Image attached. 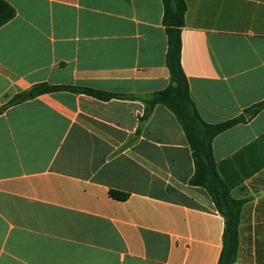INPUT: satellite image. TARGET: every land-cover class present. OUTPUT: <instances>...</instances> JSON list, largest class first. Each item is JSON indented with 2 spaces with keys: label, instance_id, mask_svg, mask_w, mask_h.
Returning <instances> with one entry per match:
<instances>
[{
  "label": "crops",
  "instance_id": "1",
  "mask_svg": "<svg viewBox=\"0 0 264 264\" xmlns=\"http://www.w3.org/2000/svg\"><path fill=\"white\" fill-rule=\"evenodd\" d=\"M5 1L0 108L42 83L129 98L59 91L0 114V264H219L225 218L190 185L186 134L163 105L145 116L170 85L163 0ZM185 2L181 66L200 117L245 118L212 142L241 202L232 264H264V0Z\"/></svg>",
  "mask_w": 264,
  "mask_h": 264
},
{
  "label": "trees",
  "instance_id": "2",
  "mask_svg": "<svg viewBox=\"0 0 264 264\" xmlns=\"http://www.w3.org/2000/svg\"><path fill=\"white\" fill-rule=\"evenodd\" d=\"M163 23L168 38L166 64L170 73V85L146 99L147 116L157 105L168 108L182 126L195 163V173L190 185L204 188L210 195L218 211L225 218L224 248L219 264H232L236 261L238 249V225L241 202L234 200L224 181L220 178L213 156L212 142L221 132L244 122V116L233 120L211 125L202 120L193 103L188 88V81L181 66V30L184 27L185 0H163ZM15 9L5 0H0V27L12 20ZM59 91L86 94L100 100L113 98H129L121 95L108 94L89 88L75 86H54L47 83L35 85L30 90L14 96L6 105L0 108V114L10 106L20 104L28 99ZM134 98V97H133ZM264 107V102L256 105L253 110L258 112ZM109 195L117 201H125L128 194L111 190Z\"/></svg>",
  "mask_w": 264,
  "mask_h": 264
},
{
  "label": "water",
  "instance_id": "3",
  "mask_svg": "<svg viewBox=\"0 0 264 264\" xmlns=\"http://www.w3.org/2000/svg\"><path fill=\"white\" fill-rule=\"evenodd\" d=\"M246 115H247V116H249V115H250V113H247Z\"/></svg>",
  "mask_w": 264,
  "mask_h": 264
}]
</instances>
